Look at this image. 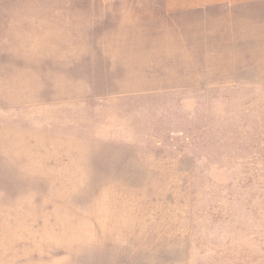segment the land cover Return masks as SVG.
Here are the masks:
<instances>
[{
  "label": "rangeland",
  "instance_id": "1",
  "mask_svg": "<svg viewBox=\"0 0 264 264\" xmlns=\"http://www.w3.org/2000/svg\"><path fill=\"white\" fill-rule=\"evenodd\" d=\"M0 0V264H264V19Z\"/></svg>",
  "mask_w": 264,
  "mask_h": 264
},
{
  "label": "crops",
  "instance_id": "2",
  "mask_svg": "<svg viewBox=\"0 0 264 264\" xmlns=\"http://www.w3.org/2000/svg\"><path fill=\"white\" fill-rule=\"evenodd\" d=\"M102 8L130 9L124 16L150 19L162 9L167 19H264V0H95Z\"/></svg>",
  "mask_w": 264,
  "mask_h": 264
}]
</instances>
